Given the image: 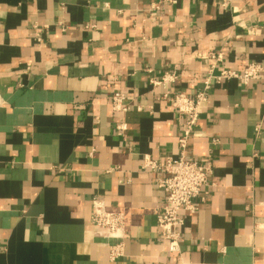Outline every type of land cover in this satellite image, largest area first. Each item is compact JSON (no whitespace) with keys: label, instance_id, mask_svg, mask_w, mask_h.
<instances>
[{"label":"crops","instance_id":"crops-1","mask_svg":"<svg viewBox=\"0 0 264 264\" xmlns=\"http://www.w3.org/2000/svg\"><path fill=\"white\" fill-rule=\"evenodd\" d=\"M156 1L0 0V264H264V74L211 82L188 156L213 173L199 209L181 211L180 253L157 224L165 172L142 168L176 158L183 133L149 79L177 71L170 91L194 96L218 49L225 67L264 66V0H179L152 16ZM96 194L125 213L115 261L121 239L92 227Z\"/></svg>","mask_w":264,"mask_h":264},{"label":"built area","instance_id":"built-area-1","mask_svg":"<svg viewBox=\"0 0 264 264\" xmlns=\"http://www.w3.org/2000/svg\"><path fill=\"white\" fill-rule=\"evenodd\" d=\"M178 2L179 0H158L151 4L150 14L156 16L157 12L164 7L177 5ZM220 3L225 9L234 8L229 0H222ZM35 39L39 43L42 42L43 33H36ZM209 58L211 65L204 87L194 96H189L184 91L176 93L170 91L171 84L178 79L177 71H168L159 79L154 77L149 79L151 85L162 87L165 90L162 99L177 113L183 127V133L178 138L180 152L176 158H169L165 163H160L150 155H144L142 164L145 170L165 172V175L158 179V184L166 193V198L162 207L156 211V218L162 238L170 253L181 252V240L186 224L181 211L195 213L209 193L205 187L208 186L209 177L213 173L212 163L210 161L202 163L190 158L188 146L190 138L195 135L204 105L208 100L211 82L239 79L243 84L248 85L251 81L262 78L264 74V66L256 62L249 63L243 71L223 66L225 53L221 49L213 51ZM110 104L115 112L126 113L129 110L127 96L122 92H114L111 95ZM141 108L139 107L140 110ZM127 129L128 125L125 121L115 124V131L118 135L123 136ZM257 130H260V125L257 126ZM92 206L91 223L94 232L105 238L121 239L118 244H108L110 259L115 261L124 253L125 213L110 211L107 208L106 198L101 194L93 196Z\"/></svg>","mask_w":264,"mask_h":264}]
</instances>
